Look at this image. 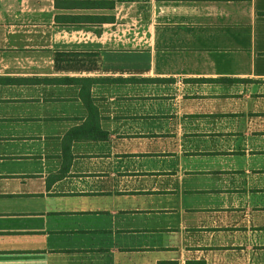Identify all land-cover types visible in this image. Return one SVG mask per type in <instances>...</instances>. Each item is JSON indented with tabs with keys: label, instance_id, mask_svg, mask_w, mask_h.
Masks as SVG:
<instances>
[{
	"label": "crops",
	"instance_id": "crops-1",
	"mask_svg": "<svg viewBox=\"0 0 264 264\" xmlns=\"http://www.w3.org/2000/svg\"><path fill=\"white\" fill-rule=\"evenodd\" d=\"M1 218L3 253L264 264V0H0Z\"/></svg>",
	"mask_w": 264,
	"mask_h": 264
},
{
	"label": "rangeland",
	"instance_id": "rangeland-1",
	"mask_svg": "<svg viewBox=\"0 0 264 264\" xmlns=\"http://www.w3.org/2000/svg\"><path fill=\"white\" fill-rule=\"evenodd\" d=\"M70 202H75V201L71 200ZM70 204L73 205V203H70ZM86 219H94V218L87 217ZM106 219L109 220V218H106L105 216L98 218V221H96L98 222L97 225L91 228L95 230V229L101 228L100 226H106V224L110 222V220L106 221ZM81 220H83L82 217L70 215L68 217L58 218L55 221H56V224L60 226V228L72 230L75 227L80 229L77 223L78 221H81ZM12 222L13 224L22 223L23 225L25 223V220L1 218L0 228H1L2 223L5 225L3 229L10 227L12 226ZM55 230H61V229L55 228ZM93 230L90 232H87L88 234L84 235L86 239L89 240L93 237H97L94 239H98V232L93 231ZM49 234L50 235L48 237H38L33 244L39 249H48L49 247L62 249L64 246H70L68 244H71V241L74 239L76 241H80V239H77V238H74V239L70 238L65 233L63 237H57L56 236L57 233H49ZM33 240H34L33 238L29 237L26 234H13V235L1 234L0 235V250L3 251V250L11 249V250L30 251V249H32L31 246H32ZM107 240L109 242L111 238H107ZM46 252L43 253L41 257H38L39 253H36V252H35L37 254L36 256H33L30 252L28 253L17 252V251L15 252L10 251L8 253L0 252V264H34V260L38 263V260H42V259H44L46 263H51V264H80V262L81 264H106L108 262H111L110 260H112V256H113V254H109V255L105 254L104 256H100L98 253H91V251H88L89 252L88 254L84 253V254H76V255H72L66 251L65 252L64 251H58V252L52 251L50 254ZM128 258H133V257L122 258V260H124L125 262H128V261L130 262L131 259H128Z\"/></svg>",
	"mask_w": 264,
	"mask_h": 264
},
{
	"label": "trees",
	"instance_id": "trees-1",
	"mask_svg": "<svg viewBox=\"0 0 264 264\" xmlns=\"http://www.w3.org/2000/svg\"><path fill=\"white\" fill-rule=\"evenodd\" d=\"M158 264H173V263L164 261V262H159ZM186 264H196V262H192V263L187 262Z\"/></svg>",
	"mask_w": 264,
	"mask_h": 264
}]
</instances>
